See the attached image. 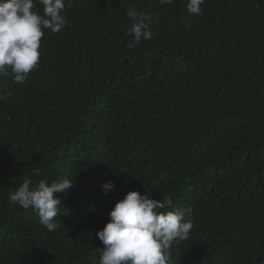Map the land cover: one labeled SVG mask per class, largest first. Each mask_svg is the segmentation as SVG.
I'll return each mask as SVG.
<instances>
[{
	"label": "trees",
	"instance_id": "trees-1",
	"mask_svg": "<svg viewBox=\"0 0 264 264\" xmlns=\"http://www.w3.org/2000/svg\"><path fill=\"white\" fill-rule=\"evenodd\" d=\"M187 2L65 0L27 82L0 76V264H89L132 190L192 220L169 264H264V0ZM131 8L154 35L130 49ZM25 176L73 179L56 231L9 201Z\"/></svg>",
	"mask_w": 264,
	"mask_h": 264
},
{
	"label": "clouds",
	"instance_id": "clouds-1",
	"mask_svg": "<svg viewBox=\"0 0 264 264\" xmlns=\"http://www.w3.org/2000/svg\"><path fill=\"white\" fill-rule=\"evenodd\" d=\"M174 0H158L171 5ZM205 0H188L187 11L199 15ZM42 5L43 15L33 11ZM65 0H0V76L10 77L13 83L24 85L29 73L40 60V43L44 30L58 33L69 21L61 13ZM131 26L126 29L132 39L128 47L153 38V18L150 13L131 8L127 12ZM10 95V93H9ZM34 175H39L35 172ZM74 181L67 178L48 183H34L25 176L23 182L8 193L11 203L24 209L31 208L39 222L50 232L60 228L61 199L54 193H67ZM107 192L113 187L111 180L101 185ZM171 205L164 201L132 190L116 201L108 212V221L95 235L103 247L95 249L89 264H169L174 242L187 239L193 228L185 210L161 211Z\"/></svg>",
	"mask_w": 264,
	"mask_h": 264
}]
</instances>
